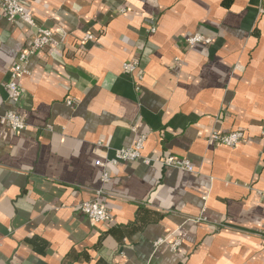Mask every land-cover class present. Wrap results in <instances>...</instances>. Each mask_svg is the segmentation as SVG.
Masks as SVG:
<instances>
[{
	"label": "crops",
	"instance_id": "1",
	"mask_svg": "<svg viewBox=\"0 0 264 264\" xmlns=\"http://www.w3.org/2000/svg\"><path fill=\"white\" fill-rule=\"evenodd\" d=\"M23 2L53 36L21 79L27 128L0 127V264H264V0ZM32 38L0 8V116ZM138 134L196 173L99 166ZM100 189L111 220L94 225L76 207Z\"/></svg>",
	"mask_w": 264,
	"mask_h": 264
},
{
	"label": "built area",
	"instance_id": "2",
	"mask_svg": "<svg viewBox=\"0 0 264 264\" xmlns=\"http://www.w3.org/2000/svg\"><path fill=\"white\" fill-rule=\"evenodd\" d=\"M0 8L8 22H22L30 30L33 31V38L30 44L23 49L17 56L15 62L10 68L9 79L5 84L8 100L15 106H19L23 99V89L21 87V79L26 74V64L28 60L39 53L45 47L52 43V32L49 29L39 27L30 15L28 6L23 0H0ZM93 36L87 34L84 36L83 41H92ZM208 39H203L200 34H194L185 39L186 46L192 48L199 44H208ZM123 71L129 75L136 74L137 63H127L123 65ZM138 78V77H137ZM73 100H67L66 105L71 106ZM0 127L8 128L12 133L18 134L27 128L25 113L21 108H15V110L9 111L0 116ZM134 130V129H133ZM260 138L264 141V123L260 127ZM210 140L214 141L218 145L233 148L239 145L244 140V134L236 131L228 134L212 133ZM145 141L144 134H138L134 143L127 148H122L115 151L113 158L99 163V166H116L120 163H133L141 162L144 165L151 163L159 164L163 167L176 168L191 174H195L194 166L186 159L178 158L174 156H168L165 158H149L142 154L143 145ZM102 183L109 182V176L107 173H103L101 178ZM264 197V192L259 193ZM103 191L100 189L94 193L92 199L82 202L77 205L76 209L78 213L86 217L94 225L104 224L110 222L109 211L104 206ZM264 238V234H263ZM160 242V241H159ZM179 243L174 242L171 245L172 250H176Z\"/></svg>",
	"mask_w": 264,
	"mask_h": 264
}]
</instances>
